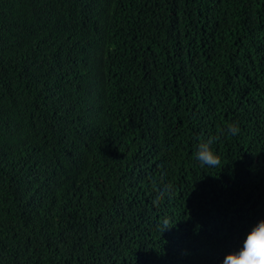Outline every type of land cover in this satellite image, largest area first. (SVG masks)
<instances>
[{"label": "trees", "instance_id": "obj_1", "mask_svg": "<svg viewBox=\"0 0 264 264\" xmlns=\"http://www.w3.org/2000/svg\"><path fill=\"white\" fill-rule=\"evenodd\" d=\"M259 221L264 0H0V264H223Z\"/></svg>", "mask_w": 264, "mask_h": 264}, {"label": "clouds", "instance_id": "obj_2", "mask_svg": "<svg viewBox=\"0 0 264 264\" xmlns=\"http://www.w3.org/2000/svg\"><path fill=\"white\" fill-rule=\"evenodd\" d=\"M223 131L226 135L236 136L240 132V128L237 124L230 123ZM212 143V139H200L197 144L193 155L201 166L211 168L220 165V157L213 152L211 147ZM173 194V185L165 184L158 191L154 203L158 204L165 197L171 198ZM176 224L170 226L171 219L169 217H162L160 221L162 233L166 230H171ZM223 264H264V221H259L252 227L251 231L243 240L242 247L237 251L227 254L223 260Z\"/></svg>", "mask_w": 264, "mask_h": 264}]
</instances>
